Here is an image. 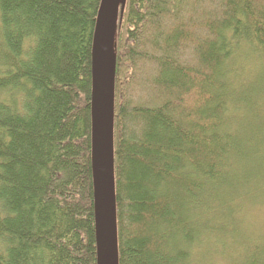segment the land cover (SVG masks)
Here are the masks:
<instances>
[{"label":"trees","instance_id":"1","mask_svg":"<svg viewBox=\"0 0 264 264\" xmlns=\"http://www.w3.org/2000/svg\"><path fill=\"white\" fill-rule=\"evenodd\" d=\"M101 1L0 0V264H97ZM114 142L120 264H264V0H127Z\"/></svg>","mask_w":264,"mask_h":264},{"label":"water","instance_id":"2","mask_svg":"<svg viewBox=\"0 0 264 264\" xmlns=\"http://www.w3.org/2000/svg\"><path fill=\"white\" fill-rule=\"evenodd\" d=\"M127 0H102L92 44L91 164L97 264H120L115 177L117 30Z\"/></svg>","mask_w":264,"mask_h":264},{"label":"rangeland","instance_id":"3","mask_svg":"<svg viewBox=\"0 0 264 264\" xmlns=\"http://www.w3.org/2000/svg\"><path fill=\"white\" fill-rule=\"evenodd\" d=\"M242 209L241 229L258 244H264V189L253 190ZM213 262L226 264L227 261L219 258Z\"/></svg>","mask_w":264,"mask_h":264},{"label":"bare ground","instance_id":"4","mask_svg":"<svg viewBox=\"0 0 264 264\" xmlns=\"http://www.w3.org/2000/svg\"><path fill=\"white\" fill-rule=\"evenodd\" d=\"M94 36V35H93Z\"/></svg>","mask_w":264,"mask_h":264}]
</instances>
